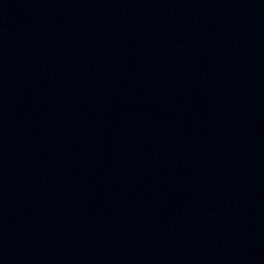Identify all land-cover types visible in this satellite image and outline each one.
Listing matches in <instances>:
<instances>
[{"label": "water", "instance_id": "95a60500", "mask_svg": "<svg viewBox=\"0 0 264 264\" xmlns=\"http://www.w3.org/2000/svg\"><path fill=\"white\" fill-rule=\"evenodd\" d=\"M0 264H264V0H0Z\"/></svg>", "mask_w": 264, "mask_h": 264}]
</instances>
